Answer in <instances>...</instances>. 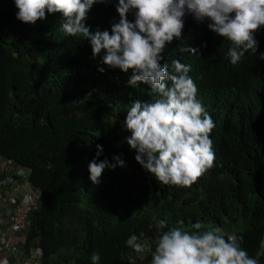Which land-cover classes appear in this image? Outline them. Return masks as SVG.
<instances>
[{"label": "trees", "instance_id": "obj_1", "mask_svg": "<svg viewBox=\"0 0 264 264\" xmlns=\"http://www.w3.org/2000/svg\"><path fill=\"white\" fill-rule=\"evenodd\" d=\"M15 11L13 0H0V156L28 168L39 190L25 249H40L42 264H90L93 251L99 264H149L150 253L141 259L125 244L130 235L151 242L155 219L166 221L160 231H191L199 220L205 227L240 225V246L257 258L264 236V60L246 52L231 65L228 41L184 17L183 40L166 44L162 55L191 65L215 125V158L190 186L165 185L141 168L123 139L126 110L132 100L152 98L148 86L128 85L119 69L97 71L90 45L61 31L59 13L30 24ZM117 18L110 3L94 4L85 23L103 30ZM255 38L257 52L264 50V26ZM182 44L198 54L180 53ZM96 144L103 146L97 159L122 154L125 166L105 168L93 185L87 164Z\"/></svg>", "mask_w": 264, "mask_h": 264}, {"label": "clouds", "instance_id": "obj_2", "mask_svg": "<svg viewBox=\"0 0 264 264\" xmlns=\"http://www.w3.org/2000/svg\"><path fill=\"white\" fill-rule=\"evenodd\" d=\"M109 3L118 18L109 28L90 30L85 21L92 6ZM13 4L15 18L30 24L44 20L46 12L59 13L61 31L90 45L97 71L104 72L105 66L119 69L128 75V85L148 86L152 98L132 100L126 110L122 127L129 134L123 139L134 150L135 161L156 181L187 187L212 167L215 154L209 134L215 125L197 96L191 65L176 58L165 61L162 53L174 39L183 40L184 17L190 15L228 41L225 56L231 65L246 52L264 60L255 38V30L264 26V0H13ZM179 52L198 54L196 47L185 44ZM102 153L103 146L96 144L87 164L93 185L101 182L105 168L125 166L122 154H113L111 161L97 159ZM155 225L151 245L139 242L136 235L125 240L138 254L148 249L149 264H258L240 246L243 238L222 227H205L199 220L191 231L180 227L160 231L166 225L163 219H155ZM89 260L99 264V253L93 251ZM129 264H134L131 258Z\"/></svg>", "mask_w": 264, "mask_h": 264}, {"label": "built area", "instance_id": "obj_3", "mask_svg": "<svg viewBox=\"0 0 264 264\" xmlns=\"http://www.w3.org/2000/svg\"><path fill=\"white\" fill-rule=\"evenodd\" d=\"M30 173L28 168L0 156V264L43 263L40 249L27 251L24 247L29 214L39 206L40 201L39 190L29 181ZM138 241L151 245L144 237H138ZM261 247V253L256 258L258 264H264L260 258L264 254V236ZM149 253L146 249L137 254L144 257Z\"/></svg>", "mask_w": 264, "mask_h": 264}, {"label": "rangeland", "instance_id": "obj_4", "mask_svg": "<svg viewBox=\"0 0 264 264\" xmlns=\"http://www.w3.org/2000/svg\"><path fill=\"white\" fill-rule=\"evenodd\" d=\"M184 230H185V228H183ZM226 231H228V232H237L238 230H240L241 228H240V225H236V224H234V225H230V226H228L227 228H224Z\"/></svg>", "mask_w": 264, "mask_h": 264}]
</instances>
